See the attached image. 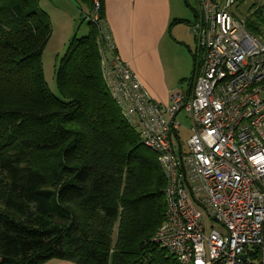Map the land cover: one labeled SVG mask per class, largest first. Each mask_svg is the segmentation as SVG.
<instances>
[{"label": "trees", "instance_id": "16d2710c", "mask_svg": "<svg viewBox=\"0 0 264 264\" xmlns=\"http://www.w3.org/2000/svg\"><path fill=\"white\" fill-rule=\"evenodd\" d=\"M88 24L56 68L60 99L42 66L47 13L0 0V264H180L153 240L166 176L104 84Z\"/></svg>", "mask_w": 264, "mask_h": 264}, {"label": "built area", "instance_id": "2783aa9c", "mask_svg": "<svg viewBox=\"0 0 264 264\" xmlns=\"http://www.w3.org/2000/svg\"><path fill=\"white\" fill-rule=\"evenodd\" d=\"M195 1L191 89L167 103L152 99L116 52L99 0L85 18L98 28L104 84L166 176L153 240L180 264H264V28L237 15L240 0ZM203 211L216 224L208 232Z\"/></svg>", "mask_w": 264, "mask_h": 264}, {"label": "crops", "instance_id": "0c3cea01", "mask_svg": "<svg viewBox=\"0 0 264 264\" xmlns=\"http://www.w3.org/2000/svg\"><path fill=\"white\" fill-rule=\"evenodd\" d=\"M183 3L103 0V22L116 52L159 103H167L173 92L186 94L191 89L196 46L194 37L190 44V22L194 10L191 19ZM42 264L76 263L53 258Z\"/></svg>", "mask_w": 264, "mask_h": 264}, {"label": "rangeland", "instance_id": "374dc122", "mask_svg": "<svg viewBox=\"0 0 264 264\" xmlns=\"http://www.w3.org/2000/svg\"><path fill=\"white\" fill-rule=\"evenodd\" d=\"M183 1V4H185L187 8V16L192 19L193 9L197 7L196 1ZM39 7L47 13L51 24V36L42 53L44 79L48 89L58 98L64 99L56 85V68L62 56L66 53L69 41L72 37H81L88 34L89 24L85 16L90 12L85 4L77 3L72 0H39ZM234 10L240 17H247L248 20L251 18L257 22L255 24L257 27L264 28V0H242ZM100 20L103 21L101 18ZM193 37L192 34L191 45L194 44ZM189 74L191 73L189 72ZM189 74L187 76H190ZM262 96H264V93H262ZM177 120L182 124L178 129L179 141L182 147L186 149V140L190 135L187 128L189 120L186 118L184 111H181L177 115ZM174 140L176 139L174 138ZM203 213L206 232H208L211 230L212 226L216 227V224L212 222L205 211H203Z\"/></svg>", "mask_w": 264, "mask_h": 264}, {"label": "water", "instance_id": "95a60500", "mask_svg": "<svg viewBox=\"0 0 264 264\" xmlns=\"http://www.w3.org/2000/svg\"><path fill=\"white\" fill-rule=\"evenodd\" d=\"M242 258L244 259L245 258V255H242Z\"/></svg>", "mask_w": 264, "mask_h": 264}]
</instances>
